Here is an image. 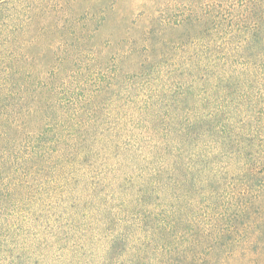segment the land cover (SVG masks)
Listing matches in <instances>:
<instances>
[{
    "label": "rangeland",
    "instance_id": "rangeland-1",
    "mask_svg": "<svg viewBox=\"0 0 264 264\" xmlns=\"http://www.w3.org/2000/svg\"><path fill=\"white\" fill-rule=\"evenodd\" d=\"M0 114V264H264V0H0Z\"/></svg>",
    "mask_w": 264,
    "mask_h": 264
},
{
    "label": "trees",
    "instance_id": "trees-1",
    "mask_svg": "<svg viewBox=\"0 0 264 264\" xmlns=\"http://www.w3.org/2000/svg\"><path fill=\"white\" fill-rule=\"evenodd\" d=\"M51 113L54 114V108L52 104L50 103L49 99L45 98L44 99V115L46 117H51L50 115ZM27 116L31 118L32 117L38 118L39 114L38 113L32 114V115L29 114ZM9 117H10L9 114H0V195L1 196H6V193H7L6 191L7 189L5 188V185L2 182L5 181L7 177L8 179H10L12 171L15 170L14 165L18 168L19 161H20V159H18L17 162H15L9 156L12 153V151H10L12 147L10 142L15 137V135L18 133V130L10 129V127H8L7 122H8ZM49 125H46V127H48ZM42 136H44V134L39 136L38 141H40V139L44 141V138H42ZM17 156H18L17 153L13 155V157H17Z\"/></svg>",
    "mask_w": 264,
    "mask_h": 264
}]
</instances>
